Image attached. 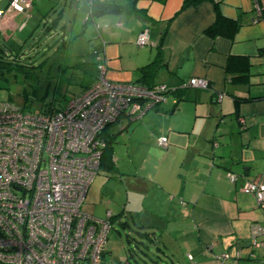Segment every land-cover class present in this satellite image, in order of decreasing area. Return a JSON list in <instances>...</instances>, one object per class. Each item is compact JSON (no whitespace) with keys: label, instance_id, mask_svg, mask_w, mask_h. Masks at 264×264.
Masks as SVG:
<instances>
[{"label":"crops","instance_id":"1","mask_svg":"<svg viewBox=\"0 0 264 264\" xmlns=\"http://www.w3.org/2000/svg\"><path fill=\"white\" fill-rule=\"evenodd\" d=\"M88 1L32 0L20 17L7 8L8 0H0L5 9L0 34L19 32L20 44L25 35L46 32L63 47L58 69L64 71L76 57L90 60L92 82L98 64L106 66L112 81L138 82L140 67L160 59L163 66L152 84L183 82L187 89L167 97L164 103L172 101L170 107L162 102L140 119L122 114L108 125L104 137H114L112 155L104 157L99 170L111 166L117 135L139 120L134 127L146 130L149 140L142 151L129 143L126 151L135 167L121 177L128 180L125 190L136 194L127 212L134 225L142 226L138 233L144 239L159 241L155 249L162 263L264 264V244L239 246L264 223V208L244 191L247 181L264 183V0H139L137 13L92 17ZM217 16L228 27L205 33ZM143 29L150 43L139 47L136 38ZM231 57L248 58L246 81L229 80ZM193 77L206 79L209 87L188 85ZM92 82L82 84L79 92ZM162 136L167 137L165 147L157 143Z\"/></svg>","mask_w":264,"mask_h":264},{"label":"built area","instance_id":"2","mask_svg":"<svg viewBox=\"0 0 264 264\" xmlns=\"http://www.w3.org/2000/svg\"><path fill=\"white\" fill-rule=\"evenodd\" d=\"M32 0H10L24 11ZM5 9H0V31ZM150 43L148 29L136 38ZM97 77L83 91L59 104L29 110L0 105V261L4 264H131L107 259L110 215L95 218L82 211L90 184L101 164L103 132L120 115L130 119L156 108L172 86L117 82L98 64ZM208 88L204 78L188 81ZM167 146L166 136L157 141ZM234 182L236 176L229 175ZM246 193L264 208V183L247 181ZM253 244L264 240V223L254 227ZM224 257L226 253L222 254ZM190 257V256H189Z\"/></svg>","mask_w":264,"mask_h":264},{"label":"rangeland","instance_id":"3","mask_svg":"<svg viewBox=\"0 0 264 264\" xmlns=\"http://www.w3.org/2000/svg\"><path fill=\"white\" fill-rule=\"evenodd\" d=\"M9 1L7 8L11 12L20 17L26 14L27 10L24 11L25 8L22 11H13ZM2 25V27L5 26V24ZM70 29L71 27L66 31L67 36L71 32ZM3 35L5 36H2V38L6 43L3 42V44L0 41V48H2L0 49V55L4 51L6 53L5 56L8 59H12L13 56L9 57L8 55H14L19 51L28 66L18 65L10 69L0 68L1 106L11 105L29 110H38L44 107L42 105H46L51 101L59 104L62 98L64 100L72 94L78 93L81 90V86L92 82L93 71L91 67L94 65L90 60H88V63H84L82 59H78L80 57L77 58L75 56L76 60L70 66L67 65L64 71L58 69L59 65H56L55 62L60 63L62 61V58L60 59L58 56L62 55V51L60 52L59 50H62L63 47L59 48V40L53 42L50 37H47L46 32L38 30L32 35H25L26 41L24 42V38L21 40L24 43L20 44L18 39V36H20L19 32L13 33L11 36L7 35V33ZM16 43L19 46L14 48L13 44ZM75 55H77V52H75ZM171 104L172 101L170 100L163 102V105L167 107H170ZM138 121L131 122V127L125 133L123 131L117 135L113 149L114 160L110 167L98 170L99 173L93 179L83 202L82 211L87 215L102 219L106 217L108 211L112 214L110 218L111 229L106 246L109 252L107 253L109 261L118 262L128 259L131 264H163V257L155 249L159 242L157 241L156 243L149 239H144L137 232L138 227L133 224L127 212L130 207L129 203L133 201L136 194L125 190V184H127L128 180L126 177L122 180L121 173L126 168L133 170L136 160L132 157L130 151L126 150L129 143H132L134 147L137 145L139 151H142L149 140L146 130L134 127ZM118 128L119 125L111 127L110 130L113 131ZM131 151L133 152L134 148ZM128 197L130 201H127ZM125 220L130 226L123 224ZM251 237L253 236L251 235ZM141 242L144 243L140 244Z\"/></svg>","mask_w":264,"mask_h":264},{"label":"trees","instance_id":"4","mask_svg":"<svg viewBox=\"0 0 264 264\" xmlns=\"http://www.w3.org/2000/svg\"><path fill=\"white\" fill-rule=\"evenodd\" d=\"M138 1L139 0H122L120 2H104V1H100V0H89L88 1V4L90 6L89 17L90 16L92 17L93 15H101V14H108V13H116V14L137 13L138 12V8H137V2ZM89 17L87 18L86 21L89 20ZM227 27H228V25L221 22V19H219V16H217L216 19L214 20V22L209 27L206 28L205 33H207L209 35L215 34V33H220ZM0 37H1L0 38L1 43H3V42L6 43V41H4L2 38V34H0ZM0 49H2V48H0ZM5 54L6 53L3 51L0 55V68L2 67V68H9L10 69L11 67L18 66V65L23 66V67L28 66V65H26L27 62H25L22 59V54H20L19 51L16 52L14 55H12V54L8 55L9 57L13 56L12 59H8L7 56H5ZM28 63H31V62H28ZM162 66H163V63L158 58H155L151 62L141 66L140 70H141L142 74L139 77V81L138 82L135 81V82L139 83V84H144L147 86H153L154 85V84H152L153 77L157 74V72L159 71V69ZM250 66H251V64L248 61V58H245V57H231V58H229L227 66H226L227 70L230 71V74H231V77L229 80L237 81V82L246 81L248 79V76H249L248 71L250 69ZM62 68H65V67H62ZM172 87H174V89H171V94H169V95H174L176 97L181 96L183 91H185V89H187L185 83L183 84V82L178 83L177 85H173ZM54 98H56V96H54ZM53 104H56V103L54 101H51L50 103H48L46 105H42V106H52ZM104 132H103V137H104ZM113 139H114V137L112 135H108V136L104 137L105 144L102 148L101 164L103 161H105V159H104L105 156H107V158H108V157H111V155H112L110 153V147H111V143H112ZM131 220H132V222L134 221L132 215H131ZM123 224H125V225L127 224L128 226H130V224H128L127 220H125L123 222ZM137 226H138L137 232H139V227L142 228V226L141 225H137ZM142 233L148 234L149 236H152L151 231L145 230ZM154 242L157 243V241H154ZM141 244H142V242H141ZM157 246H160V244ZM129 251H131V250H129ZM107 253H109V252L107 251ZM126 261H128V259ZM115 262H117V261H115ZM118 262H122V261H118ZM0 264H4V262L0 261Z\"/></svg>","mask_w":264,"mask_h":264},{"label":"water","instance_id":"5","mask_svg":"<svg viewBox=\"0 0 264 264\" xmlns=\"http://www.w3.org/2000/svg\"><path fill=\"white\" fill-rule=\"evenodd\" d=\"M253 246L254 248H256L255 246H254V244H253V237H251L250 239H245L243 242H242V244H240L239 246L240 247H242V246H244V247H249V246Z\"/></svg>","mask_w":264,"mask_h":264}]
</instances>
